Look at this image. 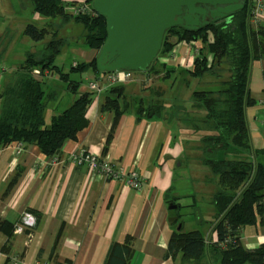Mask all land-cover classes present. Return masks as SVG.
I'll use <instances>...</instances> for the list:
<instances>
[{"label": "crops", "instance_id": "1", "mask_svg": "<svg viewBox=\"0 0 264 264\" xmlns=\"http://www.w3.org/2000/svg\"><path fill=\"white\" fill-rule=\"evenodd\" d=\"M65 1L69 6L73 0ZM261 1L263 21L264 0ZM34 15L36 22L45 24L43 18ZM66 27L69 26L60 24L58 29ZM71 54L72 62H88L93 57V52L82 44H76ZM157 61L173 68L172 74L191 70L192 46L179 42ZM17 66L0 72V92ZM263 73L264 63L254 61L249 91L255 104L246 115L252 146L257 150L264 149ZM172 74L167 80L162 79L163 73L153 76L164 86ZM83 75L85 87L79 92L89 91L87 82L94 77L92 72ZM144 76L136 73L134 81L122 84L128 109L120 116L110 142L106 140L113 116L101 110L105 92L92 96L86 113L88 126L78 133L77 140L63 143L57 155L59 163L49 164L48 157L33 145L17 149L15 143L0 148V222L14 226L9 237L0 230V264H11L7 261L10 254L16 255L20 264H173L179 254L173 259L167 253L172 231L177 228L169 222L175 216V211L169 209L172 202L179 205V211L191 208L199 223H205L204 234L211 233L215 241L210 231L216 210L210 199L216 186L205 183L210 171L201 164L197 146L192 145L199 142V135L178 130L166 120L138 115L140 101L146 105L153 86L151 76L149 83H142ZM45 82L47 89L55 90L53 84L61 81L48 78ZM169 88L161 90L171 92ZM188 89L180 86L179 91ZM62 96L48 102L50 116L62 112L74 100L67 89ZM164 102L168 107L166 102L171 104L174 98L168 96ZM1 105L0 100V109ZM80 150L109 160L123 175L137 173L142 179L140 190L128 187L123 180L105 179L86 164H74L69 157ZM176 177L187 179L175 186ZM197 179L198 187L193 182ZM202 201L204 213L199 208ZM177 222L183 230L181 219ZM240 243L247 250L263 244L264 221L245 227Z\"/></svg>", "mask_w": 264, "mask_h": 264}, {"label": "trees", "instance_id": "2", "mask_svg": "<svg viewBox=\"0 0 264 264\" xmlns=\"http://www.w3.org/2000/svg\"><path fill=\"white\" fill-rule=\"evenodd\" d=\"M30 1L32 12L43 18L45 24L43 28L26 25L23 35L43 44L39 51L25 55L0 92V148L15 143L33 145L42 156L51 158L60 153L65 141L77 140L78 133L88 126L86 113L93 93L79 92L81 81L72 80L70 74L100 73L96 55L106 39V21L92 8L89 15L71 16L68 9L76 0L69 6L65 0ZM242 1V9L233 14L229 23H209L194 31L172 27L164 33L157 58L179 42L192 47L199 44L192 69L179 70L178 75L185 77L182 84L188 86L187 78L195 79L202 82L204 89L193 90L182 103L166 107L160 98L163 92L150 87L149 101L146 105L139 103L138 115L166 120L178 130L199 135L200 161L210 171L205 183L216 186L210 199L216 210L210 231L215 234V241L211 240V233L175 228L167 249L173 259L179 254L173 264H264V243L251 250L240 243L245 227L264 221V149L252 146L246 115L247 109L255 104L249 91L251 65L256 60L264 63V20L251 22L254 0ZM87 2L91 5L92 0ZM70 22L81 26L78 39L93 52V57L88 62L77 60L75 66L71 62L69 71L64 72L54 61L68 41L57 30L60 24ZM0 51L3 52L2 47ZM157 58L146 72L135 73L146 76L163 73L162 79L167 80L173 68L158 63ZM35 69L41 74L38 78L32 75ZM46 71L55 75L49 79L65 83L74 98L69 107L49 120H46L47 104L58 95L46 88L48 77L43 75ZM262 77L264 81V73ZM123 95L122 84L106 91L101 110L113 116L107 143L120 116L128 109ZM179 208L176 205L173 210L177 216L173 226L180 221ZM0 230L9 237L14 226L1 221Z\"/></svg>", "mask_w": 264, "mask_h": 264}, {"label": "water", "instance_id": "3", "mask_svg": "<svg viewBox=\"0 0 264 264\" xmlns=\"http://www.w3.org/2000/svg\"><path fill=\"white\" fill-rule=\"evenodd\" d=\"M104 17L107 35L96 55L99 72H146L157 58L166 30H198L229 23L242 0H92ZM176 205H170L174 210ZM177 216L169 218L175 222ZM181 225H177V230Z\"/></svg>", "mask_w": 264, "mask_h": 264}, {"label": "rangeland", "instance_id": "4", "mask_svg": "<svg viewBox=\"0 0 264 264\" xmlns=\"http://www.w3.org/2000/svg\"><path fill=\"white\" fill-rule=\"evenodd\" d=\"M35 20H36V16L32 12V6L30 0H0V48L1 47L3 48V52L0 51V66L2 67L3 71L5 70L7 72L8 70H12L15 66H17L19 63H22L24 61L25 55L27 53L36 52L42 48L43 42H39V43L32 42L23 35V30L26 25L33 24L38 28L44 27L42 23H39L38 21L36 22ZM63 26L65 27V24H63ZM67 26L69 27L62 29L61 31L59 29L57 30L60 31L59 35L61 34L60 36L66 38L68 42L54 61V64L58 66H63L62 69L64 72L69 71L71 62L74 58L72 57L71 54L72 48H74L76 44L82 43L78 39L79 35L82 34L81 26L74 24L73 22L68 23ZM151 77H153L152 87L158 89V91L161 90V87L162 88L164 87L165 90V87L170 86L169 90H171V92L164 93L163 90L162 96L160 97L162 100L165 101V99L168 96L169 97L172 96V98H174V102H172V104L166 102L169 106L178 105L177 102L182 103L181 100H184V98L186 99L187 96L193 90L204 89V87L202 86V82L195 79L187 78L189 83L188 86H186V83L182 84L185 77H183L182 75H178V72L173 73L170 77V80L168 82L165 81L164 86H161L163 83L156 81V76L151 75ZM70 78L72 80L81 81L80 89H83L85 87L83 74L80 76L78 74L71 73ZM53 86L55 90L54 89L51 90H54L57 93L58 97L64 98L62 95L66 91L65 83L56 82L55 84H53ZM172 86H174V88H172ZM180 86H186L189 89L179 91ZM143 91L144 90H141V92ZM149 96H147V98H149ZM48 112L49 111L46 110V120H49L51 117ZM192 145L197 146L196 150L198 152V155L200 156V152L198 151L199 142ZM181 176L184 177L185 175H181ZM179 179L180 177L175 178V181H177L175 183V186L180 183L179 181H181V184L184 183L187 177L183 181ZM193 182L197 184V187L200 185V181L198 179L197 181L193 180ZM186 203H187L186 201L183 202V204ZM201 204L202 205H200L199 208L204 213L206 207L204 201H202ZM189 209L191 208L183 207L179 211L181 215L180 219L183 223V230L185 232L200 230L202 233H204L206 228L205 223L204 222L199 223L198 216L192 214L193 210H189Z\"/></svg>", "mask_w": 264, "mask_h": 264}, {"label": "built area", "instance_id": "5", "mask_svg": "<svg viewBox=\"0 0 264 264\" xmlns=\"http://www.w3.org/2000/svg\"><path fill=\"white\" fill-rule=\"evenodd\" d=\"M261 0H254V9L252 14V20L251 22H256V19L260 18L261 16ZM91 5L87 2V0H76L75 5L71 6L68 11L71 16H77V15H89L91 13ZM199 44L195 43V46L192 47V55L193 57L198 54ZM76 62L74 61L72 63V66H75ZM3 71L2 67H0V71ZM134 74L135 72H129V71H123V72H100L94 77H92L87 82V88L90 92L93 93V95L99 96L106 91H108L111 87L119 84H124L128 82L134 81ZM32 75L34 77H39L41 74L37 69L32 71ZM48 78H53L55 75L51 73L50 71L44 72V74ZM147 84L150 82L149 76H144L142 83ZM17 149H22L21 143H16ZM69 160H71L76 165H82L86 164L92 171L98 172L101 176H103L105 179L110 180H123L124 183L135 190H140L142 186L141 177L135 173L131 172L128 175L121 174L120 171L113 168L110 161L105 158H100L97 155L90 154L89 152L85 150H80L77 153L73 154L71 157H69ZM48 163L51 165L57 164L60 162L59 158L57 156L48 158ZM11 264H20V259L14 255L10 254L8 256Z\"/></svg>", "mask_w": 264, "mask_h": 264}]
</instances>
